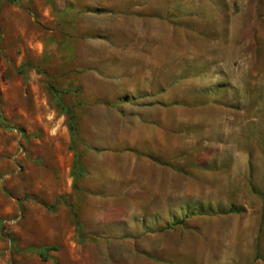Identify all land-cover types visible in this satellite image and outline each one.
Masks as SVG:
<instances>
[{"label": "rangeland", "instance_id": "374dc122", "mask_svg": "<svg viewBox=\"0 0 264 264\" xmlns=\"http://www.w3.org/2000/svg\"><path fill=\"white\" fill-rule=\"evenodd\" d=\"M110 1L170 20L163 93L131 71L140 56L113 53L114 34L81 43L77 7L0 0V264H264L260 195L146 198L142 164L154 125L190 170L211 145L259 153L264 0ZM177 224L179 251L150 257V229Z\"/></svg>", "mask_w": 264, "mask_h": 264}, {"label": "crops", "instance_id": "0c3cea01", "mask_svg": "<svg viewBox=\"0 0 264 264\" xmlns=\"http://www.w3.org/2000/svg\"><path fill=\"white\" fill-rule=\"evenodd\" d=\"M63 1L64 9L69 6L77 7L82 14L81 18L84 17L82 19L78 17L75 20L76 26L84 19L90 21V26L88 25L86 29L91 32L84 35L81 43L90 41L93 44L92 41L95 39L98 45L100 43H103L100 45H105L106 35L114 34L113 53L140 56L142 61L133 64L131 71L139 70L136 76L140 77L141 82L154 79L155 92L163 93L166 87L164 79L169 74H162L164 70L162 56L168 53L175 31L172 27L170 28L168 17L143 15L139 14L138 10H118L110 0H106L108 3L96 0L97 3H84V5L77 4L74 0ZM68 19L72 21L71 17ZM108 19H117L124 25H105V20ZM81 28L85 29L82 24ZM89 33L92 35L89 36ZM117 34H119L118 38L115 37ZM149 56H156V58ZM150 93L154 92L148 90L138 92V94ZM224 115L232 118L233 112L227 110ZM225 125L227 135L232 132L233 128L228 127L227 122ZM163 136L162 127L154 125L147 129L145 140L150 147L147 152L153 159H145L143 163L141 162L145 167L146 198H241L243 195L250 196L254 194L249 182L250 172L255 174L252 179L253 187L264 196V145L257 149L259 153L254 154L253 159L250 156L249 146L241 148L234 142L208 146L207 150L210 153L207 155L195 154L192 162V166L198 168L195 171L188 169L186 161L180 159L182 148L178 145L173 146L168 152L165 151L166 143ZM210 168L212 169L209 170ZM182 228V224L164 230L161 227L151 228L146 234L145 252L150 257L156 256L155 254L166 256V253L178 252V242L175 238L179 240V234L183 233Z\"/></svg>", "mask_w": 264, "mask_h": 264}, {"label": "trees", "instance_id": "16d2710c", "mask_svg": "<svg viewBox=\"0 0 264 264\" xmlns=\"http://www.w3.org/2000/svg\"><path fill=\"white\" fill-rule=\"evenodd\" d=\"M69 119H70V117H69ZM70 122H71V121H70ZM70 128L73 129V128H72V125H70ZM251 189H252V191H253L254 193H256V194H258V195L261 196V198H262V200H263V209H264V196H263L260 192H258V191H257L252 185H251ZM235 211H238V209H236ZM75 223H76V228H79V224H78L77 222H75ZM38 252H39V255H42V251H41V250H38ZM42 258L45 259L44 256H42Z\"/></svg>", "mask_w": 264, "mask_h": 264}]
</instances>
